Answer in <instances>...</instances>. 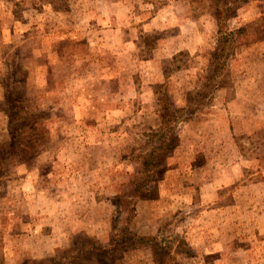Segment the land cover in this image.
Returning a JSON list of instances; mask_svg holds the SVG:
<instances>
[{"label": "rangeland", "instance_id": "374dc122", "mask_svg": "<svg viewBox=\"0 0 264 264\" xmlns=\"http://www.w3.org/2000/svg\"><path fill=\"white\" fill-rule=\"evenodd\" d=\"M0 264H264V0H0Z\"/></svg>", "mask_w": 264, "mask_h": 264}, {"label": "trees", "instance_id": "16d2710c", "mask_svg": "<svg viewBox=\"0 0 264 264\" xmlns=\"http://www.w3.org/2000/svg\"><path fill=\"white\" fill-rule=\"evenodd\" d=\"M218 23L220 38L219 44L213 52L216 58V67L214 69L213 75L211 76V79H215L217 75L221 74L222 71H225L227 69L226 55L229 51H231L230 44L234 39V32L226 26L225 21L220 20ZM145 165H147V167H150L152 165V161L147 160L145 162Z\"/></svg>", "mask_w": 264, "mask_h": 264}]
</instances>
